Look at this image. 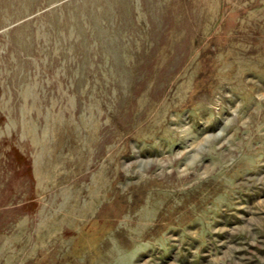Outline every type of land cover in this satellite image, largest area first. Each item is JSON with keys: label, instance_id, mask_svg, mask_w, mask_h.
I'll return each instance as SVG.
<instances>
[{"label": "rangeland", "instance_id": "obj_1", "mask_svg": "<svg viewBox=\"0 0 264 264\" xmlns=\"http://www.w3.org/2000/svg\"><path fill=\"white\" fill-rule=\"evenodd\" d=\"M0 264H264V0H0Z\"/></svg>", "mask_w": 264, "mask_h": 264}]
</instances>
